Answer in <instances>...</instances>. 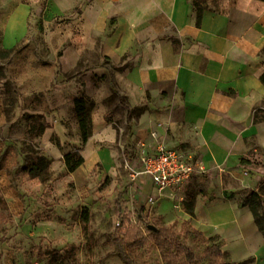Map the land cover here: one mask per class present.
<instances>
[{
    "label": "crops",
    "instance_id": "0c3cea01",
    "mask_svg": "<svg viewBox=\"0 0 264 264\" xmlns=\"http://www.w3.org/2000/svg\"><path fill=\"white\" fill-rule=\"evenodd\" d=\"M42 2V16L57 19L51 53L61 54L50 61L28 39ZM0 3V48L24 44L0 79V151L43 132L49 135L44 155L64 168V143H80L74 99L85 94L100 115L91 111L93 132L74 176L98 160L112 164L115 148L128 145L134 166L140 165L142 144L147 153L160 144L176 148L201 160L206 173L183 186L201 191L194 215L180 202L172 217L213 237L232 262L264 264V234L243 200L248 191L264 198V1L217 0L199 25L193 0ZM9 81L19 92L5 91ZM111 107L124 120L121 135L115 121L105 119ZM61 111L78 138L67 136ZM25 113L44 118L36 124ZM129 189L136 200L157 192L145 176L135 182L129 177ZM164 201L157 213L167 219Z\"/></svg>",
    "mask_w": 264,
    "mask_h": 264
},
{
    "label": "rangeland",
    "instance_id": "374dc122",
    "mask_svg": "<svg viewBox=\"0 0 264 264\" xmlns=\"http://www.w3.org/2000/svg\"><path fill=\"white\" fill-rule=\"evenodd\" d=\"M213 6L217 0H206ZM1 5V3H0ZM45 3L34 10L30 23L28 39L36 45L40 57L50 61L60 52L51 53V29L55 17L45 19L42 11ZM40 12V13H39ZM24 46L21 43L20 48ZM21 50V49H20ZM18 50V51H20ZM16 53V52H15ZM8 59L0 58V71H4ZM0 82H2L0 80ZM5 91L16 89L9 81ZM118 91L114 89V94ZM89 98V97H88ZM91 111L99 116L97 108L90 101ZM27 121L35 117L36 124L44 118L40 115L24 114ZM108 122L115 121L117 130L123 127L124 120L111 107L104 115ZM120 116V117H119ZM67 120V136L78 138L71 131V121L67 112L61 111ZM29 124V123H28ZM40 134V135H39ZM37 137L28 136L14 141L6 151H0V264H158L162 262L161 253L153 242L143 250H132L128 243L118 240L117 226L121 215L131 213V217L145 228L147 224L171 226L179 232L182 242L201 251L192 236H184L181 222L175 219L174 211L184 200L189 189H182L172 196L159 197L158 192H148L136 200L129 189L128 166L131 149H114V159L110 165L100 160L91 171H80L81 177L74 176L60 161H51L48 181L32 178L26 166L33 158L44 155L45 141L49 135L39 132ZM122 132L119 130V135ZM55 135L51 137L53 141ZM124 140L123 137H119ZM80 140V136H79ZM118 146L119 142L116 143ZM17 146L18 150L14 148ZM64 154L68 151L82 150L79 145L64 143ZM18 151L15 155L13 152ZM138 188L141 186L138 184ZM192 189H196L192 188ZM181 197V198H180ZM164 201V215L157 213ZM151 205H149L150 203ZM171 201V202H170ZM90 212V221L84 219V212ZM176 212V211H175ZM171 217V218H170ZM149 234V232H147Z\"/></svg>",
    "mask_w": 264,
    "mask_h": 264
},
{
    "label": "trees",
    "instance_id": "16d2710c",
    "mask_svg": "<svg viewBox=\"0 0 264 264\" xmlns=\"http://www.w3.org/2000/svg\"><path fill=\"white\" fill-rule=\"evenodd\" d=\"M193 4L198 10L197 24L199 25L202 14L207 8V1L193 0ZM20 49V47L0 48V58L8 59ZM5 77L4 71L1 70L0 79ZM261 80L264 82V74L261 76ZM88 100L85 94L74 99V110L78 119L81 146L88 141L93 132L91 105ZM80 151L81 149L68 151V153L64 154L65 165L69 172L76 170L85 161ZM28 162L29 165L26 166V170L32 178L41 181L50 179L49 168L51 161L48 157L40 155ZM199 193H201L199 189H189L187 191L184 200V210L190 215H194L195 199ZM243 200L244 205H247L255 216L258 229L264 234V198L261 193L248 191ZM84 219L90 221V212L87 209L84 212ZM148 225L142 228L139 223L134 221L130 212L126 215L123 214L120 216V224L117 226V238L124 243H128V247L135 251L143 250L147 244L153 242L161 253L162 262L158 264H244V262H232L227 259L222 245L218 241L216 242L213 237H207L203 231L194 228L188 220L181 223L180 231L187 238L192 236L200 247V252L193 246L182 242L179 232L173 227L162 225L158 226L157 230H151Z\"/></svg>",
    "mask_w": 264,
    "mask_h": 264
},
{
    "label": "built area",
    "instance_id": "2783aa9c",
    "mask_svg": "<svg viewBox=\"0 0 264 264\" xmlns=\"http://www.w3.org/2000/svg\"><path fill=\"white\" fill-rule=\"evenodd\" d=\"M144 145H141L139 154L140 165H129L128 174L131 182H135L142 176L150 178L159 197L176 194L191 178L201 177L206 173L201 160L184 156L176 148L160 144L155 153H147L143 148ZM118 224H120V218Z\"/></svg>",
    "mask_w": 264,
    "mask_h": 264
},
{
    "label": "water",
    "instance_id": "95a60500",
    "mask_svg": "<svg viewBox=\"0 0 264 264\" xmlns=\"http://www.w3.org/2000/svg\"><path fill=\"white\" fill-rule=\"evenodd\" d=\"M148 228L151 230H157V227L154 224H149Z\"/></svg>",
    "mask_w": 264,
    "mask_h": 264
}]
</instances>
